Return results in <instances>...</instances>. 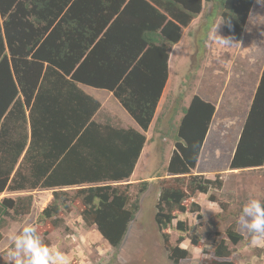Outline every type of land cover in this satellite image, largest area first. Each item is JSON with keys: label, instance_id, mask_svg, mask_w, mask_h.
I'll return each instance as SVG.
<instances>
[{"label": "trees", "instance_id": "trees-1", "mask_svg": "<svg viewBox=\"0 0 264 264\" xmlns=\"http://www.w3.org/2000/svg\"><path fill=\"white\" fill-rule=\"evenodd\" d=\"M219 1L226 34L241 41L255 0ZM202 2L0 0V195L53 190L39 222L59 227L62 221L54 218L76 204L84 222L118 251L139 210L138 201L131 203L132 184L123 183L134 175L146 145L144 133L169 79L171 49L200 15ZM83 85L111 93L139 129L95 122L101 103ZM189 105L182 109L166 170L170 178L162 181L155 214L172 264L190 258L180 246L185 238L201 245L196 227L181 220L176 230L182 235L177 246L170 245L167 231L176 214H185V203L198 194L223 187L219 176L194 174L216 108L199 96ZM263 166L264 69L230 170ZM145 190L146 184L140 192ZM209 200L217 202L213 195ZM33 202L32 195L0 201V227L6 218L30 214ZM189 210L198 213L201 206L193 202ZM215 236L217 261L211 264H231L218 261L232 250L220 233ZM226 236L233 245L244 240L237 223Z\"/></svg>", "mask_w": 264, "mask_h": 264}, {"label": "rangeland", "instance_id": "rangeland-1", "mask_svg": "<svg viewBox=\"0 0 264 264\" xmlns=\"http://www.w3.org/2000/svg\"><path fill=\"white\" fill-rule=\"evenodd\" d=\"M219 2L203 0L200 15L183 30L181 40L171 49L169 79L153 123L144 133L146 145L134 175L123 183L132 184L131 203L138 201L139 210L121 248L115 251L96 226L87 225L76 210V204H69L70 209H62L58 217L54 218L62 221L59 227H54L51 221L39 222L41 213L53 201V190L6 191L0 195V201L32 195L34 202L30 214L17 219L6 218L3 227H0V264H9L7 250L12 241L8 236L19 231L25 222L32 223L41 241L63 252L70 264H172L165 238L155 222L156 206L162 181L170 178L166 170L175 150V135L184 117L182 109L190 106L183 105L184 99L192 100L195 96L212 104L217 101L221 105H214L217 112L213 130L194 174L205 175L210 179L219 176L223 187L212 190L209 195L198 194L185 203L188 211L185 214L177 213V219L167 231L170 245L177 246V240L182 235L176 230V224L181 220L189 226H195L201 239L198 247L188 238L181 243L180 246L191 253L190 258L182 261V264H211L217 261L214 256L216 233L221 234V238L228 242L232 250L231 257L218 259L219 262L264 264V247L250 245L249 233L238 219L242 205L249 196H256L264 201V173L261 170L255 173L242 172L232 177L228 174L231 173L227 157L230 148L223 143V136H229L228 144L238 138L258 87L255 84L262 76L264 2L255 0L242 40L233 38L236 43L231 47L221 46L210 38V33L217 27L220 35L230 37L225 32ZM214 11L215 16L211 18ZM209 26L211 28L207 31ZM202 78L206 84L202 83ZM245 81L247 84L239 85ZM81 88L101 103V108L94 117L95 122L103 127L139 129L111 93L85 85ZM219 135L220 143H216ZM215 148L219 154L212 159ZM145 184L146 190L140 192ZM211 195L216 197V203L209 200ZM193 202L201 206L200 212L204 211L206 221L204 216L199 218L200 212L189 210ZM232 223H237L238 231L244 237L237 245L230 243L226 236V229Z\"/></svg>", "mask_w": 264, "mask_h": 264}, {"label": "clouds", "instance_id": "clouds-1", "mask_svg": "<svg viewBox=\"0 0 264 264\" xmlns=\"http://www.w3.org/2000/svg\"><path fill=\"white\" fill-rule=\"evenodd\" d=\"M210 38L226 47L236 43L232 37L220 35L218 27L212 30ZM198 216H204L205 221L207 219L204 211ZM238 219L249 233L250 245L264 247V202L256 196H249L242 205ZM8 239L12 241L7 250L9 264H70L63 252L41 241L32 223L25 222L19 231L10 233Z\"/></svg>", "mask_w": 264, "mask_h": 264}, {"label": "crops", "instance_id": "crops-1", "mask_svg": "<svg viewBox=\"0 0 264 264\" xmlns=\"http://www.w3.org/2000/svg\"><path fill=\"white\" fill-rule=\"evenodd\" d=\"M262 1V0H261ZM201 74H202V76H203V72H201ZM261 79V78H260ZM260 79H259V82H260ZM201 81H202V83H204V84H206V81L205 80H203V78L201 79ZM259 82L258 83H256L255 84V87H257V85H259ZM241 84H247V82L245 81V82H240L239 83V85H241ZM207 85H209L208 83H207ZM246 86V85H245ZM238 87V86H237ZM240 87V86H239ZM257 89V88H256ZM249 90H250V88H249ZM219 96H221V95H219ZM203 99V98H202ZM204 100V99H203ZM191 101L192 100H188L187 98H185L184 99V104L183 105H189L190 103H191ZM204 101H207V100H204ZM253 101V100H252ZM252 101L250 102L251 104L250 105H252ZM207 102H209V101H207ZM160 103H161V101H160ZM160 103H159V105H160ZM213 105H221V104H218L217 103V101L213 104ZM216 112H217V109H216ZM216 112H215V115H216ZM127 113V112H126ZM215 115H214V117H213V119H212V123H211V126H210V129H209V131H208V134H207V137H206V140H205V142H204V146H203V149H204V147H205V144H206V142H207V140H208V138H209V136H210V134H211V131L213 130L212 128H213V124H214V120H215ZM232 133H230V135H231ZM240 134H241V132H239V136H238V138L236 139V141H231L230 142V144H228V137H227V135L226 136H223V138L225 139V140H223L224 142V144L225 145H228V147L230 148V149H228V151L230 152V154L227 156L228 157V162L230 163L231 162V160H232V158H233V155H234V153H235V150H236V143H238V141H239V138H240ZM220 137H221V135H219L218 137H217V140H215V142L217 143H220ZM230 138H231V136H230ZM215 143V144H216ZM223 144V145H224ZM216 147H218V146H216ZM203 149H202V152H201V155H200V158H201V156H202V153H203ZM217 148H215V150H214V154L213 155H211V157H212V159H213V157L214 156H216V154H219V152L216 150ZM199 163V162H198ZM262 171L263 173H264V166L263 167H261V168H257V169H244V170H231V171H229V172H231V173H228V174H230L232 177H234V176H238V175H240L242 172H251V173H255V172H257V171ZM251 173H249L250 175H251ZM231 206H232V204H231Z\"/></svg>", "mask_w": 264, "mask_h": 264}]
</instances>
